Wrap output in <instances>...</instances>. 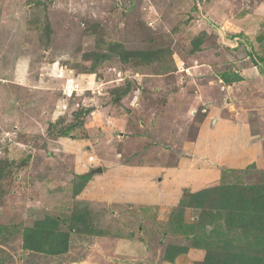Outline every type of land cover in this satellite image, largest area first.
Masks as SVG:
<instances>
[{
	"label": "rangeland",
	"instance_id": "obj_1",
	"mask_svg": "<svg viewBox=\"0 0 264 264\" xmlns=\"http://www.w3.org/2000/svg\"><path fill=\"white\" fill-rule=\"evenodd\" d=\"M217 119L240 163L185 175ZM234 195L264 197V0H0V264L264 261ZM47 218L64 253L24 248Z\"/></svg>",
	"mask_w": 264,
	"mask_h": 264
},
{
	"label": "crops",
	"instance_id": "obj_2",
	"mask_svg": "<svg viewBox=\"0 0 264 264\" xmlns=\"http://www.w3.org/2000/svg\"><path fill=\"white\" fill-rule=\"evenodd\" d=\"M228 121L217 119L213 122V125H209L207 121L199 125L195 141L184 145L186 154L181 155L183 161L178 162V165H182L181 171L185 172V175L197 177L194 161L191 158L194 156L198 157L197 160L204 161L202 167L205 172L199 177L202 181H207L211 176L213 180L216 179L218 182V175L222 169H230L240 163L239 145L242 136L239 134L240 131L244 132V129L241 127V130H239V127L236 128V125ZM117 173L120 174L121 172ZM112 176L114 177V175ZM206 176L207 178H205ZM193 182L198 184L197 181L191 180L184 185L190 187L194 185ZM181 186L178 184L177 188H181Z\"/></svg>",
	"mask_w": 264,
	"mask_h": 264
},
{
	"label": "trees",
	"instance_id": "obj_3",
	"mask_svg": "<svg viewBox=\"0 0 264 264\" xmlns=\"http://www.w3.org/2000/svg\"><path fill=\"white\" fill-rule=\"evenodd\" d=\"M82 177L85 181L89 179V177L86 175H83ZM226 203H231L233 209H240V213H234V215L230 217L231 220L229 221L233 222L236 218L235 222L237 226H241V222H244L245 220H257L261 222V220L264 219L263 196L262 200H257L254 206H252L250 203H247V205L241 207L238 200L235 198V195L231 198H228L226 200ZM246 210H248L247 216L246 214L241 213V211L244 212ZM249 213H252V215H250ZM255 225L256 224L250 226L245 234L258 235L256 233H264V226H262L260 223L257 226ZM59 226V221H56L54 218H47L44 221L37 222L36 226L34 225L32 228L25 229L24 232H26V244H24V248L46 255H59L61 253H64L65 248L62 244H59V241H62L63 238H66L67 234L59 231ZM32 243L34 245H32ZM202 264L216 263L204 261ZM220 264H264V261L258 257L247 258L246 256L239 257L238 255H234L233 258L228 256V258H225Z\"/></svg>",
	"mask_w": 264,
	"mask_h": 264
},
{
	"label": "water",
	"instance_id": "obj_4",
	"mask_svg": "<svg viewBox=\"0 0 264 264\" xmlns=\"http://www.w3.org/2000/svg\"><path fill=\"white\" fill-rule=\"evenodd\" d=\"M102 170H101V168H97V169H95V170H93L92 172H91V174H96V173H100Z\"/></svg>",
	"mask_w": 264,
	"mask_h": 264
}]
</instances>
